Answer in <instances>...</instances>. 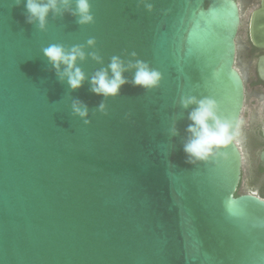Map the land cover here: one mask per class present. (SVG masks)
Returning a JSON list of instances; mask_svg holds the SVG:
<instances>
[{"label": "water", "instance_id": "95a60500", "mask_svg": "<svg viewBox=\"0 0 264 264\" xmlns=\"http://www.w3.org/2000/svg\"><path fill=\"white\" fill-rule=\"evenodd\" d=\"M26 3L0 0V264H264V198L237 194L238 0H91L94 22L50 12L44 29ZM251 32L264 45V9ZM52 45L82 47L81 87L49 61ZM113 57L128 82L98 95L92 77L111 76ZM137 61L158 86L133 83ZM191 96L216 101L231 137L195 163Z\"/></svg>", "mask_w": 264, "mask_h": 264}, {"label": "clouds", "instance_id": "9594fccd", "mask_svg": "<svg viewBox=\"0 0 264 264\" xmlns=\"http://www.w3.org/2000/svg\"><path fill=\"white\" fill-rule=\"evenodd\" d=\"M22 2V0H18ZM72 0H27L26 8L28 12L27 20L29 23L38 22L39 27L44 29L47 25L49 13L62 14L63 11H71L74 16L78 17L80 24H89L94 22L92 13L91 0H75V9L70 7ZM149 8L152 5H148ZM89 44H94V40H89ZM45 55L49 61L58 70L63 79L67 81L73 89L82 86L86 75L83 70L77 66L78 59L85 58V52L82 47L76 46L71 50L65 49L62 45H52L44 49ZM94 58L99 59L98 56ZM135 55V53H133ZM63 70H61V66ZM129 67L136 68V74L133 83L146 88L156 87L159 85L162 74L151 69L145 62L137 61ZM112 75L109 76L108 70H100L92 77V91L98 95L115 96L119 93L122 85L128 81L123 73L127 70L119 57H113L109 65ZM184 107L196 105L189 113V119L192 123L188 126L191 133L190 139L184 145V151L187 154L188 162L195 163L197 160L206 159L214 148L224 145L230 137V125L221 119L216 111V101L212 97L202 99L195 96L187 97L182 100ZM74 111L82 117L88 115L86 106L77 101L73 105ZM105 105L101 103L100 109L103 110ZM87 122V121H86Z\"/></svg>", "mask_w": 264, "mask_h": 264}, {"label": "flooded vegetation", "instance_id": "af4514ba", "mask_svg": "<svg viewBox=\"0 0 264 264\" xmlns=\"http://www.w3.org/2000/svg\"><path fill=\"white\" fill-rule=\"evenodd\" d=\"M238 3L245 8L248 18L242 39L240 40L238 36L235 65L244 79L245 104L243 112L246 110L245 115L249 116L250 122L246 127H242L239 142L237 139L236 141L241 149L242 156L244 153L248 154L251 161L255 163V177H259L264 181V166L261 165V154L264 152V79L259 71V60L264 56V45H256L251 35L254 12L258 9H264V0H238ZM253 192L259 194L258 191L253 190Z\"/></svg>", "mask_w": 264, "mask_h": 264}, {"label": "rangeland", "instance_id": "374dc122", "mask_svg": "<svg viewBox=\"0 0 264 264\" xmlns=\"http://www.w3.org/2000/svg\"><path fill=\"white\" fill-rule=\"evenodd\" d=\"M240 5L242 6V4H240ZM241 10H242L241 12H242L243 18H242V23H241L239 35H238L240 40L242 39V37L244 35V31L246 29L247 18H248L245 8L241 7ZM248 105H249V102H248ZM245 111L246 110H244V112L242 114L241 125L238 129V132H237V138L236 139L238 142H239L238 139H239V135L241 133L242 127H246L247 124L250 122V118H249V116L245 115ZM254 167H255V163H253L251 161L248 154L244 153L243 154L241 185L238 188L239 193L253 192V190L258 191L257 189L262 185V182H263L262 179H260L259 177H255Z\"/></svg>", "mask_w": 264, "mask_h": 264}, {"label": "trees", "instance_id": "16d2710c", "mask_svg": "<svg viewBox=\"0 0 264 264\" xmlns=\"http://www.w3.org/2000/svg\"><path fill=\"white\" fill-rule=\"evenodd\" d=\"M257 190H258L259 194L264 198V181L262 182V185ZM237 194H240V193L237 192Z\"/></svg>", "mask_w": 264, "mask_h": 264}]
</instances>
